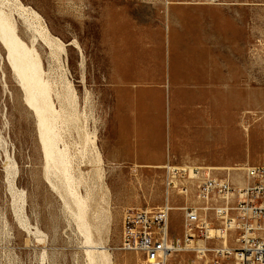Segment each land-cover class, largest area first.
<instances>
[{
  "label": "rangeland",
  "instance_id": "374dc122",
  "mask_svg": "<svg viewBox=\"0 0 264 264\" xmlns=\"http://www.w3.org/2000/svg\"><path fill=\"white\" fill-rule=\"evenodd\" d=\"M0 11L38 54L95 242L62 176L46 175L36 113L0 39V264H92L94 245L111 264H145L120 249L124 215L165 203L162 165L214 167L234 192L237 168L264 167V0H0ZM202 183L171 190L174 236L186 208L215 226L218 208L235 218L237 196L198 197Z\"/></svg>",
  "mask_w": 264,
  "mask_h": 264
},
{
  "label": "built area",
  "instance_id": "2783aa9c",
  "mask_svg": "<svg viewBox=\"0 0 264 264\" xmlns=\"http://www.w3.org/2000/svg\"><path fill=\"white\" fill-rule=\"evenodd\" d=\"M193 171L199 172L200 169L194 167ZM172 172L177 180L170 182L171 190L177 188L182 194L188 193L195 181L190 180L187 169ZM252 178L251 184L236 190L235 207H229L236 212L235 218L227 217L228 208H220L216 212L223 221L215 226L202 219L197 210L186 208L180 237L173 234V208L169 201L151 210L128 209L124 215L120 249L141 255L145 264H264V239L255 235L264 232V167H256ZM176 181L181 185L177 186ZM197 187L198 197L205 199L213 192L221 195L234 192L229 183L213 177ZM232 230L236 232L239 246H219V242L226 239L227 232ZM208 239H215V242L209 243ZM200 240L209 243L211 252H206V248L188 247L194 244L193 241Z\"/></svg>",
  "mask_w": 264,
  "mask_h": 264
},
{
  "label": "bare ground",
  "instance_id": "6f19581e",
  "mask_svg": "<svg viewBox=\"0 0 264 264\" xmlns=\"http://www.w3.org/2000/svg\"><path fill=\"white\" fill-rule=\"evenodd\" d=\"M45 29L43 28L42 30ZM43 36L45 39L48 38L47 34ZM0 39L2 44L7 50L9 62L11 63L15 74H17V77L19 78L20 83L23 89L25 90L26 101L28 105L32 107L36 113L39 137L42 143L43 156L46 162L45 164L46 175L50 179H52L51 175L62 176L61 182L65 191V198L67 201H69L71 204L77 207L76 217L79 220V227L80 229L85 231L87 242L94 244L95 242L91 239V234L89 230L90 224L87 219L88 209L90 207V199H89L90 195L85 196L80 193L78 189L79 181L76 180V178L72 175L71 172V160L67 155L66 150L61 149L59 147L61 136L58 133V129L56 125L59 115L57 114L55 106L51 100L49 85L43 79L42 66L38 54L36 53L33 47L27 46L20 39V37L17 35L15 26L12 24V22L9 21V19L1 11H0ZM163 168L167 169L166 177H165V181H166L165 203L169 201V195L171 192V187L169 185L170 182L177 180L176 175L172 172V170L187 169L188 177L190 178V180L196 182H201L202 180L205 181L207 178H210L215 170L214 167L198 166L200 171L196 172L193 171L194 166L182 167V166H170L168 164L164 165ZM254 169L255 167L253 166H244L236 169L239 171L240 174L239 177L241 178L240 179L241 187L249 185V182L252 178V171ZM51 184L53 186L55 182L54 184L53 183ZM88 191H90V189ZM236 193L237 192H231L229 194L224 195L225 202L228 201V199H234L235 195L237 196ZM219 209L220 208H218L217 210ZM263 233L264 232L259 231L258 233H255V235L256 237H262L264 239ZM193 242L194 244H191L188 247L206 248V252H211L209 251L211 250V248L209 247V243L207 241L200 240ZM221 242L222 243L219 242V246H223V247L239 246L237 236L231 237V241H229L228 238H226ZM99 248L100 246L94 245L91 246L90 250H87L88 254L92 256L91 258H93L92 261L94 263L92 264H111L110 254L106 253V250H104L103 252L99 251L98 250Z\"/></svg>",
  "mask_w": 264,
  "mask_h": 264
},
{
  "label": "crops",
  "instance_id": "0c3cea01",
  "mask_svg": "<svg viewBox=\"0 0 264 264\" xmlns=\"http://www.w3.org/2000/svg\"><path fill=\"white\" fill-rule=\"evenodd\" d=\"M223 84L225 85V89L227 91L232 90L233 81H228V80L226 81L225 80V82ZM231 97H232V95H230L229 98H231ZM223 140L225 141L224 138H223ZM163 155H164L163 152L155 150V151L151 152V154L149 153V155H148V157H149L148 158V162L149 163H152L150 165H152L153 167H156L157 168V166L161 165V159H163ZM163 166L164 165H162L161 167L163 168Z\"/></svg>",
  "mask_w": 264,
  "mask_h": 264
}]
</instances>
